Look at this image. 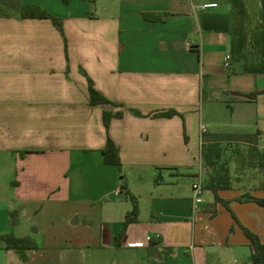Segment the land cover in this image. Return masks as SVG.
<instances>
[{
  "label": "crops",
  "instance_id": "crops-1",
  "mask_svg": "<svg viewBox=\"0 0 264 264\" xmlns=\"http://www.w3.org/2000/svg\"><path fill=\"white\" fill-rule=\"evenodd\" d=\"M221 149L243 173L213 193ZM245 196L264 199V0H0V237L35 244L0 239V264H252Z\"/></svg>",
  "mask_w": 264,
  "mask_h": 264
},
{
  "label": "trees",
  "instance_id": "trees-1",
  "mask_svg": "<svg viewBox=\"0 0 264 264\" xmlns=\"http://www.w3.org/2000/svg\"><path fill=\"white\" fill-rule=\"evenodd\" d=\"M20 15L22 18L49 19L51 23L53 24V26L57 29V31L63 37V27H62L61 19L51 16L44 9H41L35 6H26L22 8ZM144 18L147 20H151V21H162L163 20V16L161 14L156 15V16L145 14ZM87 82H88L89 103L91 105L112 104L106 98H104L102 95H100L97 91L93 89L91 81L89 79H87ZM175 114H176L175 111L169 110L166 112L158 113L155 116L169 118ZM119 115L120 114H115V116H119ZM109 118H110V114L106 112L103 113V122H104L105 127H107L108 125ZM102 152H103L105 163L112 164L116 167H119L117 150L109 139L106 141L105 147ZM111 156H113V158ZM218 157H219V152L215 153L214 158L212 159L209 158V160L205 159L206 163L213 170L212 173L210 174V179H209V188L213 191V193H216L218 189H226V188H229L230 186V180H227L226 176H221L220 172L214 171V167L217 163ZM130 198L132 201V209L125 216V220L122 224V230H124L125 227L129 223L135 221L136 219V214H137L136 202L132 196H130ZM238 201H252V202L257 203L258 205L264 206V199H256V198L245 196L243 198H240ZM242 230L245 236L248 238L251 248H252V254H251L252 264H264V243H261L259 239L247 229L242 227ZM0 239L5 243V246L7 249L14 250L21 258L25 256L26 251L32 250L35 248V244L27 238L19 239L11 235H5V236H1Z\"/></svg>",
  "mask_w": 264,
  "mask_h": 264
},
{
  "label": "rangeland",
  "instance_id": "rangeland-1",
  "mask_svg": "<svg viewBox=\"0 0 264 264\" xmlns=\"http://www.w3.org/2000/svg\"><path fill=\"white\" fill-rule=\"evenodd\" d=\"M234 148L235 147L232 149L234 150ZM235 160L236 157L232 156L230 153H224V149H221L214 171L220 172L221 176H226L227 180H231L232 178L240 179V175L243 173L242 164Z\"/></svg>",
  "mask_w": 264,
  "mask_h": 264
},
{
  "label": "built area",
  "instance_id": "built-area-1",
  "mask_svg": "<svg viewBox=\"0 0 264 264\" xmlns=\"http://www.w3.org/2000/svg\"><path fill=\"white\" fill-rule=\"evenodd\" d=\"M216 4H205L203 8L215 7ZM203 128L201 127V132ZM203 193L204 189L200 181V174L198 179L191 185V211L195 213L199 210L201 204L203 203ZM151 238L149 236L146 237V243L150 242ZM133 247H139L141 244H132Z\"/></svg>",
  "mask_w": 264,
  "mask_h": 264
}]
</instances>
